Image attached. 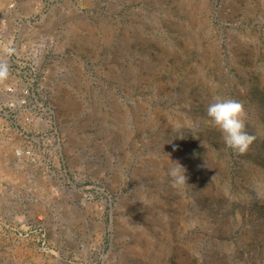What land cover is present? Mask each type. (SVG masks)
<instances>
[{
  "label": "rangeland",
  "instance_id": "1",
  "mask_svg": "<svg viewBox=\"0 0 264 264\" xmlns=\"http://www.w3.org/2000/svg\"><path fill=\"white\" fill-rule=\"evenodd\" d=\"M6 86L47 126L0 131V264H264V0H0ZM218 96L243 154L206 123Z\"/></svg>",
  "mask_w": 264,
  "mask_h": 264
},
{
  "label": "built area",
  "instance_id": "2",
  "mask_svg": "<svg viewBox=\"0 0 264 264\" xmlns=\"http://www.w3.org/2000/svg\"><path fill=\"white\" fill-rule=\"evenodd\" d=\"M0 95L4 96L0 101V131L15 133L28 142L37 141L36 134L40 126H47V108L37 102L28 87H2ZM14 156L32 165L46 162L31 147L16 148Z\"/></svg>",
  "mask_w": 264,
  "mask_h": 264
},
{
  "label": "clouds",
  "instance_id": "3",
  "mask_svg": "<svg viewBox=\"0 0 264 264\" xmlns=\"http://www.w3.org/2000/svg\"><path fill=\"white\" fill-rule=\"evenodd\" d=\"M206 123L215 127L223 138L224 144L234 152L243 154L248 151L255 137L247 131L243 104L232 98L215 97L206 108ZM169 176L174 185L187 184L186 168L172 161Z\"/></svg>",
  "mask_w": 264,
  "mask_h": 264
},
{
  "label": "water",
  "instance_id": "4",
  "mask_svg": "<svg viewBox=\"0 0 264 264\" xmlns=\"http://www.w3.org/2000/svg\"><path fill=\"white\" fill-rule=\"evenodd\" d=\"M211 99H213V98L211 97ZM191 136H193V134Z\"/></svg>",
  "mask_w": 264,
  "mask_h": 264
}]
</instances>
